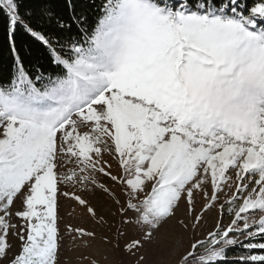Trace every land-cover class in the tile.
Masks as SVG:
<instances>
[{
    "label": "snow or ice",
    "instance_id": "1",
    "mask_svg": "<svg viewBox=\"0 0 264 264\" xmlns=\"http://www.w3.org/2000/svg\"><path fill=\"white\" fill-rule=\"evenodd\" d=\"M64 7L21 13L20 0H0L12 54L0 71V264H61L66 236L91 247L95 228L61 229L60 201L107 225L92 193L119 217L115 243L103 242L131 264L173 219L193 233L176 264H228L236 249L248 254L235 264H264V0ZM18 28L51 70L28 66Z\"/></svg>",
    "mask_w": 264,
    "mask_h": 264
},
{
    "label": "rangeland",
    "instance_id": "2",
    "mask_svg": "<svg viewBox=\"0 0 264 264\" xmlns=\"http://www.w3.org/2000/svg\"><path fill=\"white\" fill-rule=\"evenodd\" d=\"M115 168V163L113 162ZM79 191L78 188L66 189ZM117 193H120V189L117 186ZM90 198L93 203L97 205L99 211L104 215L108 221L107 225H98L95 221L91 220L84 215L82 210L76 206L75 202L70 199L61 198L60 204V216L61 229H64L66 224L82 225L88 228H95L97 232V239L91 242V247H86L85 242L81 240L72 241L70 237H65L64 246L60 252L61 264H87V260L84 257L95 258L99 261V264H131L132 257L124 255L119 250L112 247V245L105 244L102 240L103 237H108L115 243V227L119 220L118 216H114L116 208L113 206L111 200L105 196H100L96 193L90 194ZM121 199L123 197L121 196ZM199 197L197 198V208L200 207ZM178 215L180 217L185 216V209L183 203L179 209ZM218 213L213 210L207 213L204 222L196 230L195 236L199 239H204L207 233L214 229L215 223L218 219ZM257 219L260 214H255ZM231 217L224 219L226 225ZM17 222L18 221H14ZM129 229V234H131ZM193 233L191 230L183 232L175 223V219L169 221L160 232L157 233L156 243L152 246H146L142 249V254L146 256L145 264H176L179 259V254L183 253L189 243L192 241ZM11 243L14 245L12 254L19 252V241L15 237H10ZM123 243V241H121Z\"/></svg>",
    "mask_w": 264,
    "mask_h": 264
},
{
    "label": "trees",
    "instance_id": "3",
    "mask_svg": "<svg viewBox=\"0 0 264 264\" xmlns=\"http://www.w3.org/2000/svg\"><path fill=\"white\" fill-rule=\"evenodd\" d=\"M78 5H85L89 0H75ZM254 0H247V3L252 4ZM21 13L32 12L39 14L41 9L52 7L57 11L67 15L65 9V0H20ZM17 48L21 54L27 59L29 67H49L46 61V52L43 47L30 35L18 28L13 37ZM12 63V54L10 52V43L7 30V19L4 12L0 9V71L7 69ZM49 70L50 67H49ZM242 249H236L228 253V264H235L236 259L241 255H247Z\"/></svg>",
    "mask_w": 264,
    "mask_h": 264
}]
</instances>
